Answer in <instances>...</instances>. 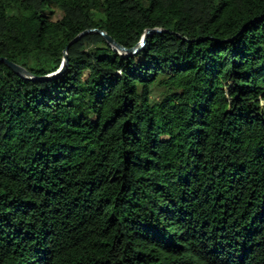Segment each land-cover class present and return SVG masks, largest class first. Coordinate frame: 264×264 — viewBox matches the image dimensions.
<instances>
[{"label": "trees", "instance_id": "obj_1", "mask_svg": "<svg viewBox=\"0 0 264 264\" xmlns=\"http://www.w3.org/2000/svg\"><path fill=\"white\" fill-rule=\"evenodd\" d=\"M60 11V20L54 17ZM0 264H264V0H0Z\"/></svg>", "mask_w": 264, "mask_h": 264}, {"label": "water", "instance_id": "obj_2", "mask_svg": "<svg viewBox=\"0 0 264 264\" xmlns=\"http://www.w3.org/2000/svg\"><path fill=\"white\" fill-rule=\"evenodd\" d=\"M163 33L162 30L160 29H154V30H146L144 35L141 38V41L139 42V44L133 48V49H126L122 46H120L118 43H116L110 36H108L104 31H100L98 29H89L86 30L82 33H80L77 37H75V39L70 42L66 49L64 50V57H63V62L62 65L60 67V69L56 72L53 73L51 75L42 77V78H37L35 76H33L30 72H28L26 69H24L23 67L17 65L16 63H13L11 61H9L6 58H2L0 57V63L5 64L9 69H11L17 76L26 79V80H30V81H49V80H53L56 79L57 77H59L60 75L63 74V72L66 70L67 65H68V52H69V48L78 43L79 41H81L84 37L89 36V35H93V34H99L102 37H104V39L107 41V43L114 48V50H116L118 52L119 55L122 56H129V55H133L138 53L141 49H143L145 47V45L147 44V40L149 38L150 35L152 34H161Z\"/></svg>", "mask_w": 264, "mask_h": 264}, {"label": "rangeland", "instance_id": "obj_3", "mask_svg": "<svg viewBox=\"0 0 264 264\" xmlns=\"http://www.w3.org/2000/svg\"><path fill=\"white\" fill-rule=\"evenodd\" d=\"M62 16H63V14H62L60 11H57V13H56L54 19H55V20H60V19L62 18Z\"/></svg>", "mask_w": 264, "mask_h": 264}]
</instances>
